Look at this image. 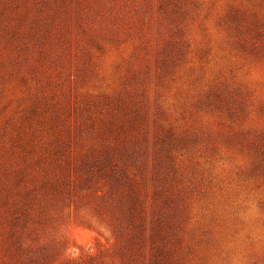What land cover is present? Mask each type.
<instances>
[{
	"label": "rangeland",
	"instance_id": "1",
	"mask_svg": "<svg viewBox=\"0 0 264 264\" xmlns=\"http://www.w3.org/2000/svg\"><path fill=\"white\" fill-rule=\"evenodd\" d=\"M0 264H264V0H0Z\"/></svg>",
	"mask_w": 264,
	"mask_h": 264
}]
</instances>
